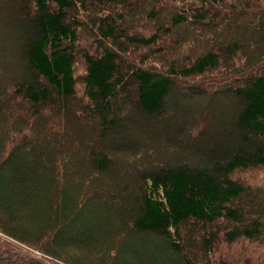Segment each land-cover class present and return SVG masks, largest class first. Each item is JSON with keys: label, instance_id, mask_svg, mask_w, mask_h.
<instances>
[{"label": "trees", "instance_id": "obj_1", "mask_svg": "<svg viewBox=\"0 0 264 264\" xmlns=\"http://www.w3.org/2000/svg\"><path fill=\"white\" fill-rule=\"evenodd\" d=\"M14 10L26 78L0 75V264H264V184L236 175L264 171V0H14ZM176 93L233 96L234 137L185 119L175 134L202 163L155 149L145 166L143 144L125 180H111L125 202L118 189L106 222L97 192L117 165L108 141L129 132L127 120L184 110ZM82 117L100 126L84 151ZM19 153L24 174L9 164ZM24 186L50 196L37 228L13 210ZM132 234L149 235L145 248L127 242Z\"/></svg>", "mask_w": 264, "mask_h": 264}, {"label": "rangeland", "instance_id": "obj_2", "mask_svg": "<svg viewBox=\"0 0 264 264\" xmlns=\"http://www.w3.org/2000/svg\"><path fill=\"white\" fill-rule=\"evenodd\" d=\"M22 36H23V23L21 21L20 16L16 14V10H14V0H0V75L6 76L7 79L8 77L9 78L12 77L13 78L12 81L14 82H18L19 80L26 78V71L24 67L25 61L21 48ZM176 97L179 99V101H181L184 104V107H186L184 110H181L177 114H173L167 118H164L163 120H150L148 122H145L144 119L141 118L139 119L134 118L131 121L127 120L125 123H127L129 132L124 135H121L120 137L108 141V145L110 146V154L113 157V159L116 161L117 165L116 168H114L111 171V173L102 174L100 176L102 182L107 183L108 184L107 186L109 187L108 188L100 187V191L97 192L98 196L102 199V203H104L103 205L106 206L105 208V211L107 212V215L105 217V219L107 220L106 222L112 221L111 217L109 216L110 213L108 212V209L117 207L115 205V201L118 198V196H120V193H117L119 190L122 196L121 200L122 202H125V198L123 197L124 189L122 188L121 190L120 188L111 185L112 183L111 180L114 179V181H117L118 179L120 182L122 180H125L126 173L131 170L129 168L130 164L136 166L137 163L140 161L139 158H134L131 155H134L139 149H141L143 147V144L147 145L145 147L146 148L145 158L141 160L142 165L145 166H147L148 160L152 159L153 161H155L154 156H151L150 154L151 151L152 150L155 151V149H157L159 158L162 160L174 159L177 157L180 158L185 157L187 160H190L191 162L202 163L204 162V160L200 153L194 151L187 152L186 150L181 149V146L187 144L189 139L186 136L180 138L179 135L175 134L176 133L175 130L183 127L185 119L189 120L192 126H194L195 124L197 125L200 124L201 125L200 131L203 128L206 129V127L214 128L219 132L230 131L227 133L230 140H232V137H234L233 135L235 133L233 132L230 125L231 120L234 118V108L236 107V102H235L236 100L234 99L233 96L229 98L213 96L211 100L206 99L205 96H201V97L199 96L196 99H183L179 97L178 93H176ZM124 110H125L124 111L125 114L133 113L132 108H126ZM174 116H176V118L178 116L177 118L178 120L174 118ZM179 117H181V119ZM79 125L81 126V129L83 128V131H80L78 134L81 143L84 140V145L82 147L84 148L83 151L88 150L89 147H93L97 145V143L100 141V134H99L100 126L97 124V120L94 119L89 120L86 117L85 118L82 117L79 118ZM165 125L171 127L170 130L172 133L169 132L167 133V131L163 129ZM195 134L196 133H194V135ZM226 138L227 137L224 134L222 136V139L220 140H224ZM74 139H78L77 136ZM82 148L80 147L79 150L77 148V150L79 151L80 155L84 154L85 156V153L82 151ZM153 153L156 156L157 154L156 151ZM31 155L34 156V153H31ZM13 158L14 159H12L9 164L10 165L14 164V161L18 162L19 167L17 169H20L19 171L21 174H24L29 171V169H27V166L25 164L26 159L23 158V156L20 153L17 154V156H14ZM17 169L14 167L15 173L18 171ZM236 175L244 179V181L251 186H258L264 184V171H262V169L259 168L250 169L248 171L247 170H243L240 172L238 171ZM82 176H85L83 171H82ZM83 178L84 177H82V179L79 180L80 187L78 188V193L80 192L81 187H83L84 185ZM23 182L24 181H21L20 184ZM11 188L14 192H16V188L14 186ZM125 188H127V186H125ZM83 189L85 190V187ZM21 190H22L21 194L23 195V199L19 197L17 198L20 200L22 199L20 201V205L16 206L13 203H10V206H12L13 204L14 207L13 210L14 211L18 210L17 212L15 211L14 213L18 214L20 218L29 219L23 221L25 225H28L29 227L32 228H37L40 224V219L44 215L46 217H49L50 210L45 209L44 211L43 209L42 210L43 213H41V215H43L42 217L40 213L39 214L36 213L40 210V208L42 209L45 205L49 206L50 196L47 195L43 197L41 195H35V194L32 195V192L30 193L29 189H27L25 186ZM50 190H51V185H50ZM108 192H112V199H111L113 202L112 206L108 205L109 204ZM30 195L32 197H30ZM1 198H4L2 194H0V199ZM94 200L97 201L96 199ZM103 205L101 207H104ZM1 206L2 204L0 202V208H2ZM123 209L124 210H122V212L121 211L118 212L117 209H115V211L117 213L116 216L118 215L117 218L119 220L125 221L124 212L130 214V211L126 210L127 205ZM0 212H2V209L0 210ZM103 220H104L103 218H100L99 224L102 225V229H104V231L106 230L108 231V229L104 227V224L102 222ZM88 223L89 222H86L85 224L82 223L81 225H79L80 227L78 225L76 226L74 225L73 228L77 230L81 229L82 232H86L89 229ZM114 225L120 228L122 227L123 224L120 223V225H118L117 222L114 220ZM73 230H71V232ZM147 238H149V235L141 236L138 234L137 235L132 234L129 236L127 242L130 245L133 246L137 245L140 248H145V245L143 244H144V240H146ZM17 244L19 246H23L19 243Z\"/></svg>", "mask_w": 264, "mask_h": 264}]
</instances>
